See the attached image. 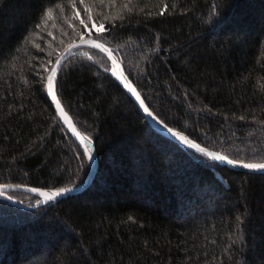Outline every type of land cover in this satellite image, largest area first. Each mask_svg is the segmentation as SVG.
Masks as SVG:
<instances>
[{"label":"trees","instance_id":"16d2710c","mask_svg":"<svg viewBox=\"0 0 264 264\" xmlns=\"http://www.w3.org/2000/svg\"><path fill=\"white\" fill-rule=\"evenodd\" d=\"M85 20L104 31L89 36ZM82 36L115 52L167 126L264 163V0H0V185L58 190L88 177L46 87ZM113 74L89 47L62 67L57 95L99 169L54 203L0 197V264H264V173L160 135Z\"/></svg>","mask_w":264,"mask_h":264},{"label":"water","instance_id":"95a60500","mask_svg":"<svg viewBox=\"0 0 264 264\" xmlns=\"http://www.w3.org/2000/svg\"><path fill=\"white\" fill-rule=\"evenodd\" d=\"M95 41L98 44H101L104 46V48H107L110 50L111 52V56H109V54L103 50H101L100 48L95 47L92 42ZM95 48L97 50H99L100 52H102L112 63L113 65V69H114V74L113 76L116 78V80L119 82V84L124 88V90L128 93V95L133 99V101L138 105L141 113L143 114V116L147 119V121L149 122V124L162 136H164L167 139L172 140L173 142L177 143L179 146H181L184 149H189L192 150L204 157H207L209 159H211L212 161H215L217 163H219L220 165H224L227 166L233 170L236 171H241V172H246V173H254V174H263L264 173V169H257V170H253V169H248L243 167L244 162H238L235 161L236 163H228V160H232L230 158H228L227 156H225L224 154L220 153V152H216L213 150H210L202 145H200L199 143H197L196 141H194L193 139H191L190 137H188L186 134H184L183 132L177 131L175 129H172L171 127L167 126L164 122H162L157 116H155V114L150 110V108L147 106L143 96L141 95V93L139 92V90L137 89V87L135 86V84L131 81V79L129 78V76L127 75L122 62L120 61V59L117 57V55L115 54V52L106 44L98 41L97 39L94 38H86V39H82L74 44H72L70 47H68L63 53H61V55L59 56V58L57 59L54 67L51 69L50 73L48 74V77L52 75L53 70H55V76L53 77V84H52V91H49V86H48V77H47V82H46V87H47V94L50 98V100L52 101V104L54 105L56 111H57V115L59 117V119L61 120V122L63 123L64 127L66 128V130L71 134V136L75 139V141L86 151L90 150V154L92 156V159L90 160L91 162V171L88 175V177L85 179V181L83 183H81L80 185L74 186V187H70V188H64V189H70L69 191H66L64 193H62L59 196L54 197L53 199H46V197L44 195H41V193H47V194H51L53 192H56L58 190H46V189H39V188H33V187H28V186H19V185H0V197L1 198H5L8 202H10L11 204L18 206L22 209H29L31 207H27V206H22V205H17L16 201L11 199L8 195V193L10 192H23V193H30L33 195H36L37 197H39L40 202L34 206L38 207L41 205H45L48 203H54L57 202L59 200L68 198L70 196H75L78 194H81L83 192H85L93 183L98 169H99V165H98V157H97V153H96V147H95V143L94 141L87 136L86 134H84L75 124L74 120L72 119V117L69 115V113H67V111L64 109L63 105L61 104L59 97L57 95V90H56V86H57V81H58V77L60 75V72L62 70V67L64 66V64L66 63V61L68 59H70V57L74 56L75 53L82 49V48ZM115 61V63L113 62ZM126 85H130L131 88H134L136 90V93H139L140 99L137 100L136 99V95L130 90L129 87H126ZM55 92L56 95V99H53V95L52 93ZM57 100L60 103V108L63 109L64 113L67 114V116L69 117L70 121H71V125L75 127L76 132H73L72 130V126H70L68 123L65 122L60 108L57 107ZM141 101H143V103H141ZM145 109H147V111H145ZM149 113H151V115H149ZM171 130V131H170ZM77 133H79V135H77ZM175 133H179L180 135H183L184 137L187 138V140L191 141L193 144H196L199 146V148H203L205 149L206 152H211V153H215L217 155H222L227 157V160H216L213 159L211 156L205 155L204 153H202L199 148H193L191 146H189V144H186L185 142L181 141L179 139V137L177 135H175ZM87 155H89V152L86 151ZM234 161V160H232Z\"/></svg>","mask_w":264,"mask_h":264},{"label":"snow or ice","instance_id":"6c2138e0","mask_svg":"<svg viewBox=\"0 0 264 264\" xmlns=\"http://www.w3.org/2000/svg\"><path fill=\"white\" fill-rule=\"evenodd\" d=\"M81 2H83V0H81ZM164 10H167V5H165V9ZM161 14H163V11L161 12ZM48 16L49 18L51 17V12L49 11L48 13ZM81 23H83V21H81ZM103 24L100 25V28L103 29ZM92 44L97 47V48H100L101 50L107 52L109 54V56H111V52L109 49L107 48H104L103 45L101 44H98L96 43L95 41L92 42ZM115 63V61H113ZM55 70H53V73L51 76L48 77V86H49V91H52V84H53V77L55 76ZM126 87H129L130 90L136 95V99L139 100L140 99V96H139V93H136V90L134 88H131L130 85H126ZM53 95V99H56V95H55V92L52 93ZM141 103H143V101H141ZM57 107L60 108V103L59 101L57 100ZM60 111H61V114L65 120L66 123H68L70 126L71 125V121L69 119V117L67 116L66 113H64L63 109L60 108ZM145 111H147V109H145ZM149 115H151V113H149ZM72 130L73 132H76V129L74 126H72ZM171 131V130H170ZM77 135H79V133H77ZM175 135H177L179 137V139L183 142H185L186 144H189V146L193 147V148H199L198 145L196 144H193L191 141L187 140L186 137H184L183 135H180L179 133H175ZM199 150L204 153L205 155H208V156H211L213 159H216V160H227V157L225 156H222V155H217L215 153H211V152H206L205 149L203 148H199ZM86 151L89 152V155H88V158L89 160L92 159V156L90 154V150H87ZM228 163H236L235 161H232V160H228ZM243 167L245 168H248V169H253V170H257V169H264V163H244L243 164ZM70 189H60L56 192H53L51 194H47V193H41V195H44L46 197V199H53L54 197L56 196H59L61 195L62 193L66 192V191H69Z\"/></svg>","mask_w":264,"mask_h":264},{"label":"rangeland","instance_id":"374dc122","mask_svg":"<svg viewBox=\"0 0 264 264\" xmlns=\"http://www.w3.org/2000/svg\"><path fill=\"white\" fill-rule=\"evenodd\" d=\"M86 24V25H85ZM100 25L99 23L95 22V21H89L87 23V20H85V23L83 24V28H86V31L88 33L89 36L93 35L94 33H101L104 31V27L103 29L100 28ZM84 38H86L85 36H82Z\"/></svg>","mask_w":264,"mask_h":264}]
</instances>
